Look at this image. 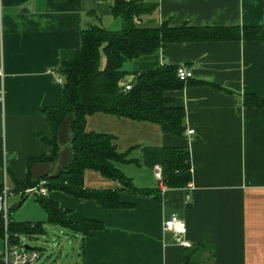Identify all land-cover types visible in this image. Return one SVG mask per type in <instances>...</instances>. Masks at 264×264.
<instances>
[{
	"label": "crops",
	"instance_id": "crops-1",
	"mask_svg": "<svg viewBox=\"0 0 264 264\" xmlns=\"http://www.w3.org/2000/svg\"><path fill=\"white\" fill-rule=\"evenodd\" d=\"M144 1L155 4L151 19L156 24L255 27L262 39L167 43L121 64L128 74L162 65L191 73L180 88L164 93L184 110L183 137L108 114L85 118L86 132L112 136L116 151L127 153L130 162L116 167L133 186L156 192L130 194L118 182L87 170L85 188L118 191L119 202L127 207L102 209L92 200L45 193L67 211L69 222L102 225L89 236L72 237L78 258L69 264H184L185 252L192 264H264V105L242 103L245 95L264 102V0ZM111 3L0 0V137L13 181L25 183L27 170L36 179L71 164L69 116L57 134L56 160L27 168L29 159L53 157L38 135L50 137L40 110L62 102V84L56 81L60 52L77 50L80 30L87 25L118 29V19L109 12ZM187 129L193 134L186 135ZM162 148L188 152L190 180L184 188L165 189L154 178ZM3 177L0 169V183ZM171 215L183 222L182 239L188 247L162 230Z\"/></svg>",
	"mask_w": 264,
	"mask_h": 264
},
{
	"label": "trees",
	"instance_id": "trees-1",
	"mask_svg": "<svg viewBox=\"0 0 264 264\" xmlns=\"http://www.w3.org/2000/svg\"><path fill=\"white\" fill-rule=\"evenodd\" d=\"M156 6L144 0H112L109 12L119 20V29L108 31L99 26L87 25L80 30V47L61 51L56 75L63 79L62 102L59 106L45 107L40 113L46 120L50 137L39 134L38 138L53 150L52 158H35L27 161V168L35 162L55 161L60 147L57 134L67 117L71 116L70 146L73 151L71 164L61 171L32 179L27 170L26 181L19 184L12 179L3 155L0 137V169L5 171L16 194L27 189H44L46 193L58 191L77 201L92 200L102 209L127 207L120 203L118 191H97L83 186V173L93 171L101 177L116 181L121 190L130 194L154 196L156 189H136L131 180L116 167L127 164V153H118L113 137L86 132L85 118L94 113L112 115L134 122L154 124L164 134L183 137L184 110L164 93L180 88L182 81L175 76V66L162 65L156 69L125 73L120 69L123 62L149 55L167 43L202 41H260V29L255 27H169L166 21L153 23L151 15ZM146 19V22L143 21ZM124 84L130 86L124 90ZM244 106L262 107L264 102L253 96H243ZM160 181L165 189L184 188L190 180L188 152L182 148H162L160 153ZM2 183H0V194ZM28 195H21L16 207L10 208L7 233L11 242H19L22 236L35 237L45 234L41 225L16 222L12 218L14 208H19ZM47 216L48 224L66 229L72 237L89 236L102 229L96 221L82 220L71 223L67 211L49 199L46 194L32 195ZM4 235L0 215V240ZM29 248V247H28ZM35 249V248H34ZM37 250V249H36ZM39 251V250H38ZM0 264H3L0 258ZM184 264H192L188 252Z\"/></svg>",
	"mask_w": 264,
	"mask_h": 264
},
{
	"label": "built area",
	"instance_id": "built-area-1",
	"mask_svg": "<svg viewBox=\"0 0 264 264\" xmlns=\"http://www.w3.org/2000/svg\"><path fill=\"white\" fill-rule=\"evenodd\" d=\"M2 71L0 70V76ZM175 76L179 81L185 82L191 77V73L187 71L184 67H177L175 70ZM56 81L62 84L63 79L60 76L56 77ZM124 90H129L130 86L124 84ZM186 135H192L193 131L190 129L185 130ZM3 180H2V190L0 194V215L3 222L4 235L1 238L2 248L0 249V258L2 259L3 264H36L40 259V253L34 248H28L23 244L18 238L19 242H11L7 233L8 223L10 220V207L9 199L15 197L16 195H44L46 191L44 189L31 188L27 189L22 193L16 194L13 187L10 185L9 180L3 171ZM153 176L156 181H160V169L159 166L153 167ZM184 199L188 201L190 195L186 193ZM162 230L168 232L172 235L175 242L183 247H188L189 245L183 241L182 235L184 233V224L178 219L175 215H171L167 220L162 224Z\"/></svg>",
	"mask_w": 264,
	"mask_h": 264
},
{
	"label": "rangeland",
	"instance_id": "rangeland-1",
	"mask_svg": "<svg viewBox=\"0 0 264 264\" xmlns=\"http://www.w3.org/2000/svg\"><path fill=\"white\" fill-rule=\"evenodd\" d=\"M19 201L18 195L10 198L9 207L17 205ZM11 214L16 222L38 224L44 230L43 235L20 238V241L29 248L39 250L40 259L36 264H69L73 259L78 258V248L72 236H68L69 234L63 229L48 224L47 216L34 196L28 195L23 204L19 208H14Z\"/></svg>",
	"mask_w": 264,
	"mask_h": 264
}]
</instances>
